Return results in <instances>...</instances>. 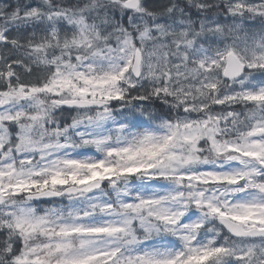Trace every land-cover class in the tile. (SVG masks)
<instances>
[{
    "label": "snow or ice",
    "instance_id": "6c2138e0",
    "mask_svg": "<svg viewBox=\"0 0 264 264\" xmlns=\"http://www.w3.org/2000/svg\"><path fill=\"white\" fill-rule=\"evenodd\" d=\"M0 264H264V0H0Z\"/></svg>",
    "mask_w": 264,
    "mask_h": 264
}]
</instances>
